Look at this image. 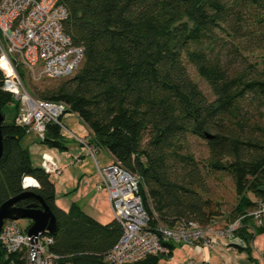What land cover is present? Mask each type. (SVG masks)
<instances>
[{
	"label": "trees",
	"instance_id": "obj_1",
	"mask_svg": "<svg viewBox=\"0 0 264 264\" xmlns=\"http://www.w3.org/2000/svg\"><path fill=\"white\" fill-rule=\"evenodd\" d=\"M59 2L68 11L64 32L84 49L82 63L71 77L40 85L19 66L26 89L37 99L64 103L87 128L88 146L105 150L139 177L149 230L188 222L211 226L222 217L227 227L241 218L230 245L261 264L252 242L264 232V214L260 224L253 214L264 204V0ZM3 79L0 71V111H13L1 127L0 206L24 192L25 176L33 177L38 187L32 190L56 218L55 230L46 233L55 264H115L107 256L123 235L122 225L116 219L102 224L77 204L68 211L56 205L55 184L32 160L30 132L15 123L21 104L3 89ZM190 137L206 142L204 162L192 151ZM40 141L67 149L56 123L46 125ZM207 168L231 178L236 202L228 214L209 196ZM32 203L40 206L33 197L16 205ZM164 246L166 252L126 264H159L175 247ZM0 264H29L26 249L8 252L0 242Z\"/></svg>",
	"mask_w": 264,
	"mask_h": 264
},
{
	"label": "built area",
	"instance_id": "obj_2",
	"mask_svg": "<svg viewBox=\"0 0 264 264\" xmlns=\"http://www.w3.org/2000/svg\"><path fill=\"white\" fill-rule=\"evenodd\" d=\"M68 17L66 7L59 0H0V71L3 89L19 100L21 108L15 123L34 132L44 139L46 125H60L64 137L76 138L93 156L96 149L87 145L84 139L68 129L61 121L66 106L61 102L37 99L26 89L18 67H23L32 80L44 78L64 79L79 69L84 49L74 45L64 32L63 22ZM46 173L59 175L61 170L51 157L42 161ZM99 190L108 193L114 219L123 227V235L107 256L115 264L133 263L148 255L166 252L164 243L189 241L209 245L212 239L208 233L230 239L240 226L241 218L227 227L215 229L214 225L200 226L196 222L181 223L174 228L159 225L157 231L148 229L149 217L144 209L139 191V177L119 161L100 168ZM38 187L36 179L25 176L24 190H29L28 180ZM260 224L264 204L253 212ZM0 240L8 252L25 248L30 264H55L56 256L47 252L52 239L46 234L29 237L18 226L17 221L6 220L0 233ZM264 261V257H262ZM195 264V263H190ZM203 264H208L204 262Z\"/></svg>",
	"mask_w": 264,
	"mask_h": 264
},
{
	"label": "crops",
	"instance_id": "obj_3",
	"mask_svg": "<svg viewBox=\"0 0 264 264\" xmlns=\"http://www.w3.org/2000/svg\"><path fill=\"white\" fill-rule=\"evenodd\" d=\"M61 121L69 130L82 137L88 134L87 128L75 113L66 112ZM65 138L67 149H52L42 144L34 132H30L26 143L34 164L42 165L46 157H51L60 168L59 175H50L55 184L56 205L60 209L68 211L73 204H77L96 221L110 223L114 220L110 197L106 191L97 187L101 181L99 169L112 163V157L105 151L110 162L102 164L98 158L100 150L93 156L76 138ZM222 221V218L216 220L214 228H224L227 223L220 226ZM208 237L212 239L209 245L189 241L173 242L175 247L171 257L161 259L159 264H254L245 252L230 245L231 238L218 237L213 233H208ZM252 246L253 255L264 264V232L255 235Z\"/></svg>",
	"mask_w": 264,
	"mask_h": 264
},
{
	"label": "rangeland",
	"instance_id": "obj_4",
	"mask_svg": "<svg viewBox=\"0 0 264 264\" xmlns=\"http://www.w3.org/2000/svg\"><path fill=\"white\" fill-rule=\"evenodd\" d=\"M259 53L255 55L256 59H258L260 62L262 61L261 57H258ZM188 71L192 78L198 83L199 87L201 90L204 92V94L209 98L213 99L214 96L208 86V84L197 74L195 68L190 65L188 62H186ZM264 67V65H263ZM43 80L45 81L44 83H50L52 81H57L58 79H50V78H44L40 81H36V84H42ZM12 106H6L3 111L5 115V121L10 122L11 120V114H12ZM66 114V113H65ZM74 132V131H72ZM76 135L82 137L80 134L76 133ZM83 136L82 138H84ZM190 143H191V148L192 151L194 152L196 158L200 162H204L208 158V147L206 142L197 137H190ZM98 158L100 159L102 164L110 162L109 157L107 156L105 150L101 149L98 154ZM35 160V158H34ZM101 164V165H102ZM49 176L53 174L47 173ZM206 174H207V180L210 188V198L213 201V204L216 208H218L222 214H228L233 210V207L236 202L235 198V193H234V188L233 184L231 181V178L229 176L224 175L223 173L219 171H213L209 168L206 169ZM222 219H224L222 217ZM226 223L225 220L224 222L222 221V224L220 226H223ZM18 226L21 228V230H25V228L30 224L28 219H22L17 221ZM26 233V232H25ZM27 234V233H26ZM0 242H2L0 240ZM3 244V243H2ZM18 251V250H16ZM14 251V252H16ZM27 252V251H26ZM30 264V262H29Z\"/></svg>",
	"mask_w": 264,
	"mask_h": 264
},
{
	"label": "water",
	"instance_id": "obj_5",
	"mask_svg": "<svg viewBox=\"0 0 264 264\" xmlns=\"http://www.w3.org/2000/svg\"><path fill=\"white\" fill-rule=\"evenodd\" d=\"M4 121V115L0 111V158L3 153V134H2V122ZM210 138V135H207ZM35 186H31L29 190H24L18 196L10 198L0 206V233L6 220H22L28 219L32 221V224L27 230V235L34 240L37 237L46 233H51L56 227V218L52 210L46 205L40 196H38L32 189ZM26 197H33L38 200L40 206L36 203H32L27 207H18L16 203Z\"/></svg>",
	"mask_w": 264,
	"mask_h": 264
},
{
	"label": "bare ground",
	"instance_id": "obj_6",
	"mask_svg": "<svg viewBox=\"0 0 264 264\" xmlns=\"http://www.w3.org/2000/svg\"><path fill=\"white\" fill-rule=\"evenodd\" d=\"M27 180L29 182L28 185H30V186L35 185V183L31 179L28 178Z\"/></svg>",
	"mask_w": 264,
	"mask_h": 264
}]
</instances>
